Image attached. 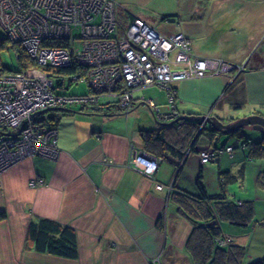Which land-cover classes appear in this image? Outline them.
I'll use <instances>...</instances> for the list:
<instances>
[{
    "label": "crops",
    "instance_id": "obj_1",
    "mask_svg": "<svg viewBox=\"0 0 264 264\" xmlns=\"http://www.w3.org/2000/svg\"><path fill=\"white\" fill-rule=\"evenodd\" d=\"M116 2L121 27L135 18L143 19L165 36L182 33L191 41L193 59L219 60L243 68L235 78L209 75L175 82V107L182 115H211L229 123L254 114L264 116V0ZM141 97L157 103L138 92L127 114L118 108L99 113L93 107L72 105L65 113L43 115L47 126L58 129L60 153L55 160L27 158L0 175V264H203L188 242L195 228L206 221L200 214L186 216L171 197L178 191L202 202L197 195L196 170L182 174L190 154H197L199 147L196 144L186 162L171 153L159 157L153 178L129 168L131 151L142 149L143 133L154 130L147 124L149 110L139 107ZM157 104L167 106V92ZM236 104L240 106H232ZM55 114L59 120L53 122L48 117ZM36 180H43V185L33 186ZM158 184L164 185L163 190L157 189ZM204 185L207 194H216V188L209 190L205 176ZM40 220L75 231L77 259L35 251L29 226ZM220 226V235L232 242L221 246L213 240L204 264L219 255L224 257L222 264H251L264 258L263 226L255 224L245 232ZM258 239L262 242L257 249ZM238 247L244 249L239 262L236 258L223 262Z\"/></svg>",
    "mask_w": 264,
    "mask_h": 264
},
{
    "label": "built area",
    "instance_id": "obj_2",
    "mask_svg": "<svg viewBox=\"0 0 264 264\" xmlns=\"http://www.w3.org/2000/svg\"><path fill=\"white\" fill-rule=\"evenodd\" d=\"M116 6L113 0H0V28L11 45L20 44L37 64L21 72L0 71V175L27 158H58V129L39 121L42 111L83 105L129 112L136 93L157 86L167 91L164 109L141 99L156 120L171 123L179 117L173 83L236 70L219 60L191 58L190 41L183 34L166 37L141 19L134 20L123 37H113ZM72 67L68 76L52 71ZM73 81L86 84L88 93H56ZM232 150H204L201 163ZM160 161L144 149L133 148L128 167L153 178ZM32 185L41 186L43 180ZM215 242L223 246L232 239L219 236Z\"/></svg>",
    "mask_w": 264,
    "mask_h": 264
},
{
    "label": "trees",
    "instance_id": "obj_3",
    "mask_svg": "<svg viewBox=\"0 0 264 264\" xmlns=\"http://www.w3.org/2000/svg\"><path fill=\"white\" fill-rule=\"evenodd\" d=\"M117 5V2H116ZM168 19V18H167ZM136 20V18L134 19ZM133 20V21H134ZM8 38L1 39L0 38V49H3L8 45ZM10 43V42H9ZM11 44V43H10ZM16 58L19 63L20 69L18 71H11L7 68H0L2 73H15L21 72L31 67H36L37 64L33 60L29 58L27 53L23 50L20 44L12 45ZM75 67L72 69H54L52 70L56 74L69 75L74 72ZM7 69V70H6ZM50 70V69H47ZM243 71V70H242ZM239 74L238 71H231L226 73L225 75ZM235 78V76H234ZM57 85L61 84L60 81L56 82ZM78 84L76 82H71L69 85ZM174 91L177 93V88L173 87ZM235 108L240 106L239 104L232 105ZM85 108L93 107L96 112L106 111H116V107H100V106H84ZM92 108V109H93ZM68 108H54L42 111L38 113L37 118L41 122H46V118L43 115H48L49 113L60 111V113H65ZM121 113L123 110L118 109ZM108 111V112H109ZM93 112V114H96ZM179 112V111H178ZM179 117L181 118L183 115L179 112ZM206 116V115H204ZM211 116V115H210ZM48 118H51L53 122L59 120V115H51ZM218 118V117H217ZM221 120L220 118H218ZM224 124H229L227 119L221 120ZM46 124V123H45ZM157 130H151L143 133V148L158 157L167 158L169 153L174 154L179 157V160L186 162L189 154L195 150V146L199 141L203 131L201 129L209 127L205 125L203 122H196L194 120H182L179 119L175 123L171 124H162ZM55 126V125H52ZM233 135L237 134L239 138L242 140L241 148L245 150H249V156L251 157H263L264 156V138L257 143L250 142L249 140H245L246 135L243 133V130H238ZM216 131L206 132V136L210 142V148L213 150L221 149L225 150L228 147H232V151L235 150L233 145H225L222 148H219L216 144L217 136ZM192 145L191 150L188 153H185L187 147ZM179 148V149H178ZM228 153V152H226ZM233 153V152H232ZM229 153V154H232ZM222 155L215 160V162L221 161ZM181 169V168H180ZM180 174V170L178 171ZM229 175H225L224 173L220 174L219 179H223L224 181L228 179ZM222 180V181H223ZM223 181V182H224ZM196 187L198 189V197L202 199V202L195 200L188 193H180V192H172L171 197L173 200L180 205L182 213L186 216L190 217L192 214H200L203 219L206 221V224L197 226L198 229L195 228L193 231V236L191 235L188 246L193 250L194 254L200 261L204 264L210 258L211 248L213 240L218 237L221 233L220 227L218 223L220 220L228 221L233 225L246 227L253 221L255 216V208L251 202L244 201H234L226 198V196H209L207 194L206 187L204 185V175H203V167H201L199 171V175L197 178ZM207 201V202H206ZM213 201V202H208ZM208 203H214L211 206ZM192 218V217H190ZM202 230L201 231H199ZM199 232V235H197ZM194 237V238H193ZM29 240L32 242L33 247L38 253H46L66 259H77L78 258V244H77V236L73 229L64 227L56 222L50 220H40L37 223H31L29 226ZM192 240L196 241V244H193ZM219 249V248H217ZM244 253V249L242 247L236 248L234 252V256H230L228 259L223 262H233L234 259L239 262L240 258ZM222 254V253H217ZM224 257L219 255L213 259L211 264H222V260ZM251 264H264V258L258 261H255Z\"/></svg>",
    "mask_w": 264,
    "mask_h": 264
},
{
    "label": "rangeland",
    "instance_id": "obj_4",
    "mask_svg": "<svg viewBox=\"0 0 264 264\" xmlns=\"http://www.w3.org/2000/svg\"><path fill=\"white\" fill-rule=\"evenodd\" d=\"M113 1L116 2V0ZM115 18L117 22H119L116 10H115ZM150 27L153 28L159 34V32L154 27L152 26ZM128 28L129 25L125 27H121L120 24H117L115 31L113 30L112 32V36L116 38H121L125 35ZM166 37H171V36H166ZM0 38L6 39V35L1 28H0ZM191 48L192 45L190 41V49ZM0 68H7L11 71H18L20 69L15 51L9 42L6 47L0 49ZM87 89L88 87L86 84L78 83L71 86L70 88L57 89L56 93L66 96H74V95L85 94ZM165 92L166 89H162L160 87L155 86V88L151 87L145 89L143 91V94L145 95L146 98H152L155 102L158 103V101H160L161 98H163V96L165 95ZM140 102L142 101L139 100L138 103ZM141 106L146 107L149 110L148 113L151 115V116L148 115L147 117V124L152 125V129L154 130L159 129L161 125L154 120V117H152L153 114L151 113L148 105L145 102H142L139 104V107ZM162 106L163 105H161L160 107ZM88 109H92V108L89 107ZM243 133L246 135L245 140L247 139L253 143H257L261 141L262 138H264V135L260 131L253 130L250 127H245L243 129ZM218 137L219 140L216 145L219 148H222V146L225 145H233L235 150L233 151L232 154L226 156H224L223 154L221 157L222 160L219 161L218 163L209 162L206 165H202L200 162V153L210 148L209 139L206 136V134L203 133L199 141L197 142V147H199L197 148L198 153L195 154L194 152H192V154H190L182 170L185 172L184 173L181 172V173L184 176L186 175V172L189 173V171L193 172L196 170V176H198L199 170L201 169V167H203L204 176L206 179V183L208 184L209 190L212 192V189L216 188L215 191L216 194L208 193L210 196L225 194L221 196H226V198L234 201L251 202L254 205L255 216L253 221H251L248 226L246 227L236 226L224 220L219 221L218 224L219 226L221 224H225L228 226L230 225L241 232H245V230L253 229L255 224L264 227V156L250 158L249 150L247 151L241 148L242 140L241 138H239L237 134L219 135ZM186 166L188 168H186ZM221 173L222 174L224 173L225 175H229L228 176L229 178L226 179L225 181L222 178L219 179L218 175L220 176ZM177 186L180 187V183H177ZM261 242L262 241L260 239L255 241V245L257 249L258 246H260ZM257 249L254 250L252 249V250L255 253ZM249 250H250V242L247 251Z\"/></svg>",
    "mask_w": 264,
    "mask_h": 264
},
{
    "label": "water",
    "instance_id": "obj_5",
    "mask_svg": "<svg viewBox=\"0 0 264 264\" xmlns=\"http://www.w3.org/2000/svg\"><path fill=\"white\" fill-rule=\"evenodd\" d=\"M239 67H235L237 70ZM235 70V71H236ZM180 119L182 120H194L196 122H203L205 125L209 127L201 129L203 133L216 131L219 135H229L237 132L238 130H243L245 127H250L253 130H258L264 135V116L254 114L241 119H238L232 123L224 124L221 120H219L215 116H191V115H183ZM218 135V136H219ZM217 136L216 143L219 140Z\"/></svg>",
    "mask_w": 264,
    "mask_h": 264
},
{
    "label": "clouds",
    "instance_id": "obj_6",
    "mask_svg": "<svg viewBox=\"0 0 264 264\" xmlns=\"http://www.w3.org/2000/svg\"><path fill=\"white\" fill-rule=\"evenodd\" d=\"M222 75H225V74H222ZM217 76H220V75H217ZM179 82V81H178ZM174 84V83H173ZM173 84H172V87H173ZM155 87V86H154ZM167 92V91H166ZM177 95V94H176ZM143 102H145L144 100H142ZM146 103V102H145ZM151 111V110H150ZM152 113V112H151ZM179 113V112H178ZM180 115V114H179ZM153 117H154V115H153ZM154 119H155V117H154ZM180 119V117H178L175 121H173V122H171V123H175V122H177L178 120ZM155 121L157 122V123H162V122H159L158 120H156L155 119ZM171 123H162V124H171ZM142 149H144V148H142ZM145 150V149H144ZM152 154V153H151ZM156 156V155H155ZM158 157V156H157ZM159 158V157H158ZM159 159H161V158H159ZM200 162H201V160H200ZM212 162H215V161H212ZM202 164V163H201ZM208 164V163H207ZM202 165H204V164H202ZM206 165V164H205ZM157 173V172H156ZM155 176V175H154ZM162 185V184H161ZM173 185V184H172ZM164 186V185H163ZM173 187V186H172ZM171 187V188H172ZM163 190V189H162ZM221 236V235H220ZM219 237V236H218ZM215 240V239H214Z\"/></svg>",
    "mask_w": 264,
    "mask_h": 264
},
{
    "label": "bare ground",
    "instance_id": "obj_7",
    "mask_svg": "<svg viewBox=\"0 0 264 264\" xmlns=\"http://www.w3.org/2000/svg\"><path fill=\"white\" fill-rule=\"evenodd\" d=\"M182 34V33H181ZM148 89V88H147ZM144 91V90H143ZM129 112H131V111H129ZM129 112H127V111H123V114H127V113H129Z\"/></svg>",
    "mask_w": 264,
    "mask_h": 264
}]
</instances>
